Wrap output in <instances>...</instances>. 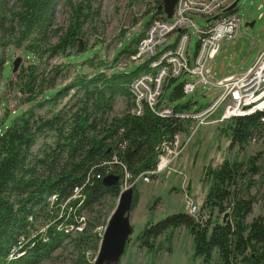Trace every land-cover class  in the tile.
I'll return each mask as SVG.
<instances>
[{
  "label": "trees",
  "instance_id": "16d2710c",
  "mask_svg": "<svg viewBox=\"0 0 264 264\" xmlns=\"http://www.w3.org/2000/svg\"><path fill=\"white\" fill-rule=\"evenodd\" d=\"M157 2L156 11L161 0ZM63 10L69 13L64 28L55 24V14ZM91 10L89 0H0V84L11 62L6 50L29 53L24 57L28 64L8 78L0 94V264L51 262L66 240L80 252L73 264H90L85 251L97 249L101 237L93 224L81 231L76 227L83 224L85 210L93 212L105 199L117 198L121 188V181L104 186L103 174L123 179L125 167L134 180L154 167L162 140L178 132L189 134L188 120L159 117L148 108L141 115L132 112L130 85L143 65L126 72L117 60L123 54L130 59L141 36L130 40L110 62L99 47L77 50L85 24L98 13ZM182 85L173 90V97L184 94ZM15 92L21 112L2 126L4 117L15 113L7 111L3 97ZM118 100L126 103L121 112L115 109ZM45 107L50 108L47 116L39 113ZM187 107L173 109L182 112ZM262 118L264 111L233 117L222 129L230 137V147L243 150L253 137L264 138ZM38 141L40 147L33 150ZM255 160L250 158L245 168L224 161L206 171L212 182L202 208L210 215L216 210L225 219L212 221L210 215L195 218L182 212L167 215L142 229L136 237L138 246L153 251L162 235L186 228L194 256L203 264H264V216L247 222L254 196L241 193L251 183L247 175L257 171ZM75 189H80L79 196L72 198ZM49 208L57 212L50 220ZM41 213L48 220L38 230L32 220Z\"/></svg>",
  "mask_w": 264,
  "mask_h": 264
},
{
  "label": "rangeland",
  "instance_id": "374dc122",
  "mask_svg": "<svg viewBox=\"0 0 264 264\" xmlns=\"http://www.w3.org/2000/svg\"><path fill=\"white\" fill-rule=\"evenodd\" d=\"M89 1L91 11L97 10L98 13L94 14L92 21L84 26V37L80 38L83 49L80 52H85V47L87 49L99 47V53L109 62L114 55L116 56L118 52L130 43V40L143 36L147 25L156 12L154 8L158 4V0ZM252 1L240 0L234 9L240 17L242 25L238 30L237 38L231 42L223 41L215 54L211 62L212 72L215 77L220 76L222 73L244 72L253 64L264 47V18L256 19L257 12L254 10V6L251 5ZM252 10H254V14L250 16L249 12ZM262 11H264V8ZM68 16V11H58L55 14L56 26L66 27ZM194 20L199 26H204L206 23L200 16H194ZM189 32L191 33L189 51L193 54L196 49L197 36L193 27L189 28ZM174 41L175 37H172L170 43ZM6 54H10V61L17 56H21L22 60L19 67L28 64L24 58L29 57L28 52L11 47L6 50ZM52 60L56 59L53 58ZM57 62H61V59H58ZM117 62V66L120 68L124 67L126 72L133 71L139 66L138 62H131L125 54L121 55ZM15 72L11 71L10 62L4 69L3 80L0 84V94L4 92L8 78ZM86 72H89V69ZM193 79L190 75H183L173 79L165 87L163 97L170 107L176 108L188 105L185 111L194 112L211 103L215 94L211 92L208 86H200L195 92L183 94L180 97L175 98L172 96L173 90L178 85L185 80L192 81ZM59 84L60 81L57 82V85ZM3 102L7 111L13 112L15 110V113H10L4 117L2 126H6L21 112L18 107L22 105L19 103V97L16 92L5 93ZM125 108V101L118 100L115 105L116 112H121ZM49 111L50 108L45 107L39 113L47 116ZM2 112L0 111V113ZM213 118H216V116ZM213 118H211V121L214 120ZM230 121L231 119L220 123L207 121L200 125L184 147L177 162L172 164V169L164 170L150 179L149 182L140 180L134 185L136 198L130 210L132 233L118 264H203L201 258L194 256L193 238L186 228H177L171 233L162 235L153 251L140 248L136 243V237L147 224L155 223L174 213H188L187 202L196 204L198 215L207 218L210 215L209 211L202 208V204L212 182V177L205 173L209 168L215 169L219 167L224 161L242 163L244 165L243 168H245L249 164L250 158H256L254 164L257 167V171L247 175L251 183L247 188L243 186L241 193L244 195L247 192L249 195L254 196L252 212L247 216L246 221L249 222L258 215L264 216V138L262 136L253 137L243 150H240L237 146L230 147V137L222 131L228 126ZM193 125L194 123L189 122L188 128ZM188 136L189 134H186V137ZM39 147L40 141L34 145L33 150ZM120 181L122 185L124 180L121 179ZM116 203L117 198H107L93 212L85 210L82 217L83 224L79 225L81 229L76 230L81 231L83 227H89L90 224H93V228L101 237L102 230L106 226ZM49 211L51 214L49 216L50 220L57 212L54 213L51 208H49ZM44 215L41 213V215L32 220L38 230L45 228L48 215ZM210 216L212 221H221L224 215L214 210ZM97 218L99 222H96ZM75 235L73 234L72 237ZM99 243L96 247L97 249L94 250L91 249L94 247H87L89 249L85 251L86 259L89 260L90 264L93 263L97 254ZM76 248L69 240H66L61 249L56 252L58 258L44 264H73L74 260L80 256V252Z\"/></svg>",
  "mask_w": 264,
  "mask_h": 264
},
{
  "label": "built area",
  "instance_id": "2783aa9c",
  "mask_svg": "<svg viewBox=\"0 0 264 264\" xmlns=\"http://www.w3.org/2000/svg\"><path fill=\"white\" fill-rule=\"evenodd\" d=\"M234 1L177 0L170 18H167L163 10H157L147 25L135 53L130 58L131 61L143 65L142 72L130 85L135 102L132 112L141 115L144 108H148L156 116L175 115L194 125L189 126L188 137L185 133L178 132L162 140L156 147L157 161L154 167L141 172L134 180L123 167L124 183L120 191L133 187L140 180L149 182L164 170L172 169V164L177 162L195 130L207 121L220 123L235 116L264 111V47L253 64L244 72L223 74L219 77H215L212 73L211 62L221 43L236 39L242 25L236 12L227 10ZM194 16L202 17L206 22L205 25L199 26ZM190 27L194 28L197 36L193 54L189 51ZM172 37H175V41L170 43ZM183 75L194 78L192 81L183 82L184 94L195 92L200 86L210 88L215 96L209 105L194 112H175L167 104L163 97L165 87L171 80ZM215 116L216 118H213ZM211 118L214 120L211 121ZM79 190L75 189L74 194L78 192L79 196ZM74 194L71 197H75ZM187 206L188 213L198 218L197 205L187 202ZM80 220L82 221L83 218ZM73 228L72 226L67 231ZM76 229L80 230L81 227L78 226Z\"/></svg>",
  "mask_w": 264,
  "mask_h": 264
},
{
  "label": "water",
  "instance_id": "95a60500",
  "mask_svg": "<svg viewBox=\"0 0 264 264\" xmlns=\"http://www.w3.org/2000/svg\"><path fill=\"white\" fill-rule=\"evenodd\" d=\"M239 1L235 0L227 10H234ZM176 2L177 0H162L161 5H158L156 9L163 10L167 18H170ZM82 49L83 46L80 38H78L77 50L81 51ZM21 60L22 57L17 56L11 61L12 72L18 69ZM120 180L121 178L117 174L110 173L105 176L103 174L102 184L108 187L118 183ZM133 196L134 190L132 187H128L119 192L116 206L104 227L97 254L92 264H118L132 233L130 210L132 208ZM225 218L226 215L224 216Z\"/></svg>",
  "mask_w": 264,
  "mask_h": 264
},
{
  "label": "crops",
  "instance_id": "0c3cea01",
  "mask_svg": "<svg viewBox=\"0 0 264 264\" xmlns=\"http://www.w3.org/2000/svg\"><path fill=\"white\" fill-rule=\"evenodd\" d=\"M251 5L254 6V10L257 12L256 19H263L264 18V11H262V9L264 8V0H253ZM254 10L249 12L250 16H252L254 14ZM223 74H226V73H222L221 75H223ZM213 75H214V73H213ZM217 77H219V76H217Z\"/></svg>",
  "mask_w": 264,
  "mask_h": 264
},
{
  "label": "bare ground",
  "instance_id": "6f19581e",
  "mask_svg": "<svg viewBox=\"0 0 264 264\" xmlns=\"http://www.w3.org/2000/svg\"><path fill=\"white\" fill-rule=\"evenodd\" d=\"M107 174H110V173H105L104 176L107 175ZM101 177H102V176H101ZM74 196H75V197L78 196V192H76V193L74 194Z\"/></svg>",
  "mask_w": 264,
  "mask_h": 264
}]
</instances>
